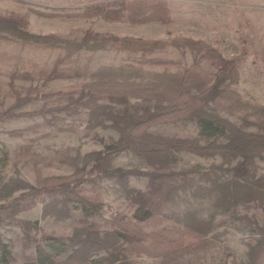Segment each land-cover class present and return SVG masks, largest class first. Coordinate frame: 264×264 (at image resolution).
<instances>
[{"label":"rangeland","instance_id":"1","mask_svg":"<svg viewBox=\"0 0 264 264\" xmlns=\"http://www.w3.org/2000/svg\"><path fill=\"white\" fill-rule=\"evenodd\" d=\"M116 1L0 0V14L24 18L28 31L70 41L52 44L0 37V114L13 102L8 83L17 87L31 86L34 90V99L16 109V112L30 114L0 120L1 148L11 155L50 156L57 151L82 155L117 139V129L109 125L93 126L87 111L82 108L77 112L54 109L40 113L42 109L67 102V96H48L47 93L83 84L92 74L113 66L129 78L145 81L153 79L157 73L175 71L193 62H198L203 70L215 72V66L204 52H192L184 45H174L172 41L177 38L201 40L207 48L233 60L240 73L233 87L243 99L264 106V0H166L171 15L168 23H131L125 14L117 13L119 4ZM125 36L151 42L137 47L123 46L118 39ZM53 68L56 76L45 82L40 75ZM220 114L240 122L225 112ZM245 128L258 130L255 125ZM151 130H170L181 136L198 133L193 122L159 124ZM177 157L173 165L176 170L221 162L219 155L181 152ZM113 162L115 166L140 171H150L158 165L132 151L118 153ZM257 162L259 175H264V149ZM15 169L10 168L9 172L31 184L39 171L44 175H62L74 170L66 161L31 164L26 158H20ZM100 183L105 198L104 213L92 220L102 232H108L118 229L120 218L131 215L135 205L115 180L104 179ZM129 184L147 190L149 179L142 174L131 175ZM23 191L19 189L5 199L0 198V203L9 204ZM49 202L51 205L45 210ZM66 209L70 210L69 215L63 214ZM262 209L256 201L228 208L215 198L193 191L182 192L169 206L163 225L199 228L205 239L202 247L168 255L133 251L126 263L245 264L248 245L258 237L255 225L263 223ZM3 215L6 220L0 223V233L11 250V264H23L34 257L35 240H40L43 234L71 235L79 211L62 197L44 194L39 198L20 200L19 205L5 209ZM11 219L14 222H10ZM66 255L67 252H63L59 257Z\"/></svg>","mask_w":264,"mask_h":264},{"label":"trees","instance_id":"2","mask_svg":"<svg viewBox=\"0 0 264 264\" xmlns=\"http://www.w3.org/2000/svg\"><path fill=\"white\" fill-rule=\"evenodd\" d=\"M116 2L119 4L117 13L125 14L131 23H168L171 20L166 0ZM26 26L27 22L22 17L0 14L2 38L52 44L70 42L56 35L32 33ZM118 41L130 47L151 42L128 36ZM172 43L184 45L192 52H204L215 66V72L203 70L198 62H193L175 71L157 73L153 79L145 81L132 76L129 78L113 66L92 74L91 79L83 84L47 93L48 96H67V102L42 109L40 113L54 109L77 112L82 108L87 111L93 126L109 125L117 129V139L82 155L67 151H57L50 156L11 155L0 147V198L5 199L16 190H24L9 204L0 203V223L6 220L3 215L5 209L19 205L20 200L27 197L39 198L44 194L62 197L79 211L71 235L43 234L40 240H35L34 257L23 264H127L128 255L133 251L168 255L198 250L205 241L199 228L163 225L171 203L182 192L188 191L215 198L228 208L243 202H260L263 223L255 225L258 237L248 245L245 264H262L264 175L258 173L257 160L264 149V106L243 99L233 87L240 78L233 60L224 58L213 48H207L201 40L177 38ZM55 70L53 68L40 76L46 82L56 76ZM8 85L13 102L2 111L0 120L30 114L16 112V109L34 99L32 87H17L11 82ZM221 112L236 117L240 122L223 117ZM189 122L198 127L197 134L181 136L175 131L151 130L159 124ZM250 125H255L258 130H246L245 127ZM123 151L140 154L158 165L150 171L115 166V156ZM181 152L219 155L221 162L176 170L173 165L177 162V153ZM20 158H26V162L31 164L50 165L55 161H66L74 170L62 175H44L39 171L31 184L9 172L10 168L15 169ZM136 174L148 177L147 190L130 186L129 177ZM104 179L115 180L135 205L131 215L120 218L119 228L108 232H102L92 220L104 213L105 198L100 183ZM50 205L49 202L45 210ZM69 211L66 209L63 214L69 215ZM24 232L28 235L26 228ZM63 252L67 255L60 258ZM11 259V250L0 233V264H11Z\"/></svg>","mask_w":264,"mask_h":264}]
</instances>
